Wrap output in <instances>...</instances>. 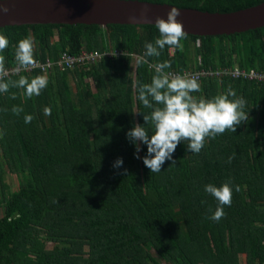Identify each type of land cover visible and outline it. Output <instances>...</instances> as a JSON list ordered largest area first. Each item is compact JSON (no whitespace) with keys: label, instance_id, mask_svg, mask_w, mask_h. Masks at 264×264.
Returning <instances> with one entry per match:
<instances>
[{"label":"trees","instance_id":"16d2710c","mask_svg":"<svg viewBox=\"0 0 264 264\" xmlns=\"http://www.w3.org/2000/svg\"><path fill=\"white\" fill-rule=\"evenodd\" d=\"M137 1L209 13L264 2ZM0 33L10 41L2 53L9 70L16 68L18 42L29 35L39 62L56 63L63 53H121L73 69L55 66L45 74L35 69L6 78L47 75L49 84L32 98L20 88L0 93V264H240L241 257L244 264H264V80L200 78L203 91L194 95L210 99L231 86L247 101L248 120L235 133L209 139L199 154L182 141L175 166L166 161L151 173L143 163L147 145L141 144L137 159L127 132L144 125L143 113L150 111L139 88L155 74L141 62L145 43L159 36L155 26H7ZM182 43V52L166 46L160 57L144 58L152 65L170 61L166 71L173 74L224 68L264 74V27L228 36L187 35ZM13 106L23 112L14 114ZM45 107L51 115H44ZM26 115L34 117L27 124ZM118 158L124 162L119 169L113 167ZM6 173L18 177L9 194ZM228 181L241 191L233 192L220 221L208 219L218 201L205 186Z\"/></svg>","mask_w":264,"mask_h":264},{"label":"clouds","instance_id":"9594fccd","mask_svg":"<svg viewBox=\"0 0 264 264\" xmlns=\"http://www.w3.org/2000/svg\"><path fill=\"white\" fill-rule=\"evenodd\" d=\"M146 11L142 15L146 14ZM10 9L0 4V15L7 14ZM181 15L179 9L172 7L167 13V19L156 17L155 27L159 36L154 43L146 42L144 57H160L161 51L166 46L177 48L181 52L183 40L187 33L183 23L178 20ZM9 39L0 33V93H6L10 88L24 89L23 96L32 98L41 95L48 86L47 75H37L29 79L20 75L17 80L6 79L9 77V69L6 67V57L2 53L9 47ZM141 57V62L155 69L150 83H145L139 88V100L145 109L143 113L144 125L136 124L127 132V138L135 145L136 158L140 159L141 144L147 145V154L143 157L144 165L151 173H159L166 161H172L175 166L173 154L178 145L183 141L187 144L188 151L199 154L209 139H215L217 135L226 131L235 133L241 123L248 120L245 111L247 101L242 96H237L235 90L229 86L224 94H218L206 99L197 97L194 93L203 91L201 83L196 76L187 74H173L166 69L171 68L170 61H163L155 65ZM15 72L28 70L35 66V43L32 36L21 39L15 49ZM12 99H16V93H12ZM7 112L8 109H2ZM11 111L19 115L23 112L20 106H13ZM44 115H51V108L43 109ZM34 117L26 115L25 123H30ZM149 126L152 129L149 133ZM4 133L0 131V138ZM234 157L228 158V163ZM123 158H118L113 167L121 168ZM127 170H125L126 172ZM205 191L218 201V207L213 215L208 217L213 221H220L225 215L224 206L230 207L233 200V192H240L239 185L233 186L231 181L217 187L214 184L205 186Z\"/></svg>","mask_w":264,"mask_h":264},{"label":"water","instance_id":"95a60500","mask_svg":"<svg viewBox=\"0 0 264 264\" xmlns=\"http://www.w3.org/2000/svg\"><path fill=\"white\" fill-rule=\"evenodd\" d=\"M10 9L0 15V28L30 25L155 26L167 19L172 5L137 0H0ZM177 8V7H175ZM178 17L187 35L228 36L264 27V2L230 13L181 9ZM146 11L145 15H142Z\"/></svg>","mask_w":264,"mask_h":264},{"label":"built area","instance_id":"2783aa9c","mask_svg":"<svg viewBox=\"0 0 264 264\" xmlns=\"http://www.w3.org/2000/svg\"><path fill=\"white\" fill-rule=\"evenodd\" d=\"M173 50L169 49L168 53L169 55H171ZM121 55L120 52L113 50V51H105L103 53L100 52H86V51H82L80 52L79 55L77 56H70L67 55L65 53H63L61 55V57L57 60L56 63L50 61V60H46L44 62H39L38 60H36V64L34 67L28 69V70H21V72H26V73H30L31 71L35 70V69H39L41 72H43V74L47 73L48 71H50L51 68H54L55 66H57L58 68H60L61 70L70 68L73 69V67L75 65H80V64H93L96 63L98 61H100V59L103 56H107V57H119ZM134 56V55H132ZM136 57V56H135ZM17 74L15 72V68H13L12 70H9V74ZM20 73V72H19ZM183 74H187L189 76H196L198 78V80L200 78H204V77H224V76H230L234 79L237 78H243L247 81H263L264 80V74H260L255 72L254 70H250L248 72L244 71V70H238V69H217L215 71L212 70H199L198 72H183L181 73Z\"/></svg>","mask_w":264,"mask_h":264},{"label":"rangeland","instance_id":"374dc122","mask_svg":"<svg viewBox=\"0 0 264 264\" xmlns=\"http://www.w3.org/2000/svg\"><path fill=\"white\" fill-rule=\"evenodd\" d=\"M132 58H136L135 56H132ZM133 68H134V63H133ZM13 68H11L12 70ZM54 68H51L50 71H52ZM70 84L71 86H73V82L70 81ZM92 89H93V86H91ZM3 182L8 186V189H7V194L11 193L12 191H15L17 188H18V177L15 176L14 174L12 173H6L5 175H3ZM1 215V213H0ZM47 247L48 248H51L52 247V244L50 242L47 243ZM240 264H244V260L243 258L241 257L240 258Z\"/></svg>","mask_w":264,"mask_h":264}]
</instances>
